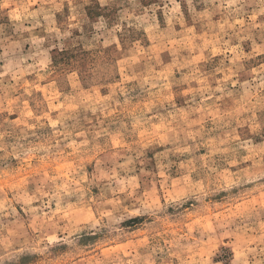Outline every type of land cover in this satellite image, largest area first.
I'll use <instances>...</instances> for the list:
<instances>
[{
	"label": "rangeland",
	"instance_id": "1",
	"mask_svg": "<svg viewBox=\"0 0 264 264\" xmlns=\"http://www.w3.org/2000/svg\"><path fill=\"white\" fill-rule=\"evenodd\" d=\"M0 264H264V0H0Z\"/></svg>",
	"mask_w": 264,
	"mask_h": 264
}]
</instances>
